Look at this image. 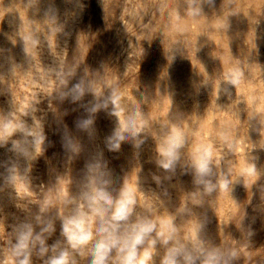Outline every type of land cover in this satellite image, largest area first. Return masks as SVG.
<instances>
[{
	"label": "rangeland",
	"instance_id": "obj_1",
	"mask_svg": "<svg viewBox=\"0 0 264 264\" xmlns=\"http://www.w3.org/2000/svg\"><path fill=\"white\" fill-rule=\"evenodd\" d=\"M132 122L138 134L110 151L107 140ZM17 125L42 130L39 155ZM174 133L178 158L165 170L158 149ZM205 151L211 192L196 182ZM93 188L114 202L130 191L118 235L155 225L137 247L142 264H162L173 244L202 264L194 237L219 264H264V0H0V264L22 259L13 249L25 223L34 236L52 226L46 253L30 245V264L62 251L91 264L100 217L77 249L62 221L89 211ZM106 264H120L116 249Z\"/></svg>",
	"mask_w": 264,
	"mask_h": 264
},
{
	"label": "clouds",
	"instance_id": "obj_2",
	"mask_svg": "<svg viewBox=\"0 0 264 264\" xmlns=\"http://www.w3.org/2000/svg\"><path fill=\"white\" fill-rule=\"evenodd\" d=\"M239 75L240 72L238 69H232L225 78L230 79L231 83L235 84L238 82ZM73 91L76 93L74 99H78L84 94L80 85H76ZM90 123L91 120L84 122L85 126ZM16 128H19L25 136H31L33 138L32 146L35 154L39 155L43 150L42 145L45 140L42 130H28L23 125H17L12 130L15 131ZM125 132H128L132 137L138 134L134 122L131 124L122 123L114 135L107 140L106 144L110 151L118 152L120 150L121 142L126 139ZM141 144L142 141H137L133 146L138 148ZM179 144V135L174 133L159 147L158 151L162 157V159L157 161L159 167L165 170H170L174 167L178 158L176 149L179 147ZM13 148H19V144L14 142ZM209 163L210 152L205 151L203 154L194 158V167L197 174L196 182L205 183L207 192H211L214 187L211 183L204 180V177L210 172ZM85 199L89 210L87 213L83 210L84 206L81 205L75 214L63 218L62 221V235L66 238L71 248H80L93 240V217L99 216L102 221L101 226L97 229V232L100 234V239L96 241L92 249L91 264H106L107 257L113 249H116L120 255V264H142L138 259L137 247L143 242L145 235L154 230L155 225L151 221H140L131 225L130 230L126 231L125 234L118 235L120 222L127 221L132 212L131 206L133 200L130 191L127 188L122 190L120 197L114 202L104 188H93L90 193L85 194ZM105 205L112 208L111 216L107 221L104 220L105 213L108 211ZM43 210L42 208L41 211ZM37 219L39 220V217ZM51 227V225H48L42 228L41 233L34 236L31 224L25 223L20 225L17 243L13 249L14 256L22 257V259H19L18 264H30V245L34 246L36 242L40 244L41 255L48 251L42 234L49 232ZM173 232L174 230H170L167 236L164 233H160L165 245L170 240H173ZM193 245L194 249L203 256L202 264H219L222 256L218 250L205 252L202 242L197 241L195 237L193 238ZM180 257H183L184 264H195V260L197 259V256H194L192 252H189L183 246L173 244L172 247L168 248L162 264H179ZM46 264H70L69 254L67 251H62L58 255L52 256Z\"/></svg>",
	"mask_w": 264,
	"mask_h": 264
},
{
	"label": "snow or ice",
	"instance_id": "obj_3",
	"mask_svg": "<svg viewBox=\"0 0 264 264\" xmlns=\"http://www.w3.org/2000/svg\"><path fill=\"white\" fill-rule=\"evenodd\" d=\"M250 171V170H249Z\"/></svg>",
	"mask_w": 264,
	"mask_h": 264
}]
</instances>
